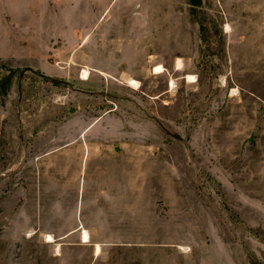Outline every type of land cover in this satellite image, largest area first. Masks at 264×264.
Returning a JSON list of instances; mask_svg holds the SVG:
<instances>
[{"label": "rangeland", "instance_id": "rangeland-1", "mask_svg": "<svg viewBox=\"0 0 264 264\" xmlns=\"http://www.w3.org/2000/svg\"><path fill=\"white\" fill-rule=\"evenodd\" d=\"M0 264H264V0H0Z\"/></svg>", "mask_w": 264, "mask_h": 264}, {"label": "bare ground", "instance_id": "bare-ground-1", "mask_svg": "<svg viewBox=\"0 0 264 264\" xmlns=\"http://www.w3.org/2000/svg\"><path fill=\"white\" fill-rule=\"evenodd\" d=\"M178 63H180V62H178ZM179 67H180V64H179ZM163 70H164V67L162 65H156L155 66V72H161ZM82 76L84 78H89V70L84 69L82 72ZM131 83H138V81L136 79H131ZM89 237H90V234H89L88 230L84 229L83 240L87 241V240H89ZM50 240H53V239L50 238ZM99 250H100V245H97V252H99Z\"/></svg>", "mask_w": 264, "mask_h": 264}, {"label": "water", "instance_id": "water-1", "mask_svg": "<svg viewBox=\"0 0 264 264\" xmlns=\"http://www.w3.org/2000/svg\"><path fill=\"white\" fill-rule=\"evenodd\" d=\"M33 71H34L35 73H37V74H40V75H46V74H44V73H42V72H40V71H38V70H36V69H33ZM22 74H23V72H22Z\"/></svg>", "mask_w": 264, "mask_h": 264}]
</instances>
